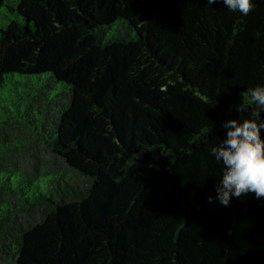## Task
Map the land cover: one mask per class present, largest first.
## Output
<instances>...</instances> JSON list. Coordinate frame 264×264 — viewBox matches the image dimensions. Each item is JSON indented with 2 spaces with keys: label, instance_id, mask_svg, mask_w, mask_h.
<instances>
[{
  "label": "trees",
  "instance_id": "obj_1",
  "mask_svg": "<svg viewBox=\"0 0 264 264\" xmlns=\"http://www.w3.org/2000/svg\"><path fill=\"white\" fill-rule=\"evenodd\" d=\"M254 2L0 0V256L264 264V200L219 204L210 153L264 85Z\"/></svg>",
  "mask_w": 264,
  "mask_h": 264
},
{
  "label": "clouds",
  "instance_id": "obj_2",
  "mask_svg": "<svg viewBox=\"0 0 264 264\" xmlns=\"http://www.w3.org/2000/svg\"><path fill=\"white\" fill-rule=\"evenodd\" d=\"M217 2L241 16L255 7L254 0H207L209 6ZM247 96L248 104L254 105L251 118L221 121L224 137L210 149L214 160L223 166L214 190L216 200L225 207L232 198L249 193L264 200V85L249 88ZM246 110L236 107V111ZM207 199L211 201L212 197Z\"/></svg>",
  "mask_w": 264,
  "mask_h": 264
},
{
  "label": "rangeland",
  "instance_id": "obj_3",
  "mask_svg": "<svg viewBox=\"0 0 264 264\" xmlns=\"http://www.w3.org/2000/svg\"><path fill=\"white\" fill-rule=\"evenodd\" d=\"M0 264H15V262L8 256H0Z\"/></svg>",
  "mask_w": 264,
  "mask_h": 264
}]
</instances>
